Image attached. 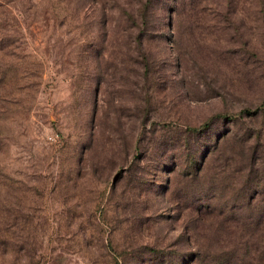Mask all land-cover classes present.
<instances>
[{
  "label": "rangeland",
  "instance_id": "rangeland-1",
  "mask_svg": "<svg viewBox=\"0 0 264 264\" xmlns=\"http://www.w3.org/2000/svg\"><path fill=\"white\" fill-rule=\"evenodd\" d=\"M0 264H264V0H0Z\"/></svg>",
  "mask_w": 264,
  "mask_h": 264
},
{
  "label": "trees",
  "instance_id": "trees-1",
  "mask_svg": "<svg viewBox=\"0 0 264 264\" xmlns=\"http://www.w3.org/2000/svg\"><path fill=\"white\" fill-rule=\"evenodd\" d=\"M257 185V184H256Z\"/></svg>",
  "mask_w": 264,
  "mask_h": 264
}]
</instances>
